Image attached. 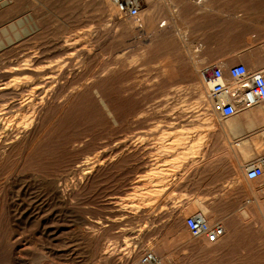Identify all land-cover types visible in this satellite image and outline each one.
Here are the masks:
<instances>
[{
	"label": "rangeland",
	"instance_id": "rangeland-1",
	"mask_svg": "<svg viewBox=\"0 0 264 264\" xmlns=\"http://www.w3.org/2000/svg\"><path fill=\"white\" fill-rule=\"evenodd\" d=\"M141 3L0 0V264H264V133L243 157L251 108L222 118L198 71L211 43L264 58V0ZM203 210L218 242L185 225Z\"/></svg>",
	"mask_w": 264,
	"mask_h": 264
},
{
	"label": "built area",
	"instance_id": "built-area-1",
	"mask_svg": "<svg viewBox=\"0 0 264 264\" xmlns=\"http://www.w3.org/2000/svg\"><path fill=\"white\" fill-rule=\"evenodd\" d=\"M123 16L137 18L141 0H112ZM203 77L209 86V98L213 109L222 117L235 116L246 109L264 104V68L250 70L242 62L227 65L225 62L211 63ZM248 180L264 179V139L258 156L244 165ZM185 225L196 237L204 236L208 242H218L225 235L220 223L211 225L206 216L195 212L186 216ZM156 255L147 251L141 256L142 264H157Z\"/></svg>",
	"mask_w": 264,
	"mask_h": 264
},
{
	"label": "bare ground",
	"instance_id": "bare-ground-1",
	"mask_svg": "<svg viewBox=\"0 0 264 264\" xmlns=\"http://www.w3.org/2000/svg\"><path fill=\"white\" fill-rule=\"evenodd\" d=\"M108 1V5L110 6V7H112L115 11H117L118 9H117V7H116V5L114 4V2L112 1V0H107ZM147 1V0H146ZM149 1V0H148ZM106 2V1H105ZM106 4V3H105ZM142 4V3H141ZM107 6V5H106ZM105 6V7H106ZM164 25H166V21H164V23H160V26H164ZM136 26H138V24L137 23H135L134 22V28H136ZM140 29V28H139ZM20 30H25L24 28H21ZM71 45V44H70ZM165 46H166V49H169V48H171L172 46L171 45H168V44H165ZM195 48V47H194ZM197 50L199 51V48H197ZM193 51H195V49H193ZM199 64L200 63H197L196 65H197V67L199 68ZM195 66V65H194ZM208 66V65H207ZM200 67H201V65H200ZM197 68V69H198ZM248 68L250 69V70H253V69H251V67L250 66H248ZM206 70V67H204V68H202L201 67V69H199L198 71H200L199 73H200V75H201V77L200 78H202L204 81H205V79H204V77H203V73H204V71ZM198 76V75H197ZM198 80V79H197ZM203 83H206V85H207V82L205 81V82H203ZM202 88V87H201ZM198 89V88H197ZM199 90H200V96L201 97H203L204 96V94L205 93H203V89H200L199 88ZM198 93V92H197ZM196 93V94H197ZM198 96H199V94H198ZM201 99V98H200ZM199 99V100H200ZM195 101V100H194ZM202 101V100H201ZM206 109V108H205ZM208 109V108H207ZM206 109V110H207ZM205 110V111H206ZM209 110V109H208ZM210 111V110H209ZM204 113V112H203ZM238 115V114H237ZM236 116V115H235ZM202 117V116H201ZM233 117V116H232ZM208 118V117H207ZM244 118H246V120L249 122V123H252L251 122V120L252 119H254V121L256 120L257 122H264V107L262 106V105H256V106H253L252 108H251V110L249 111V112H247V114H245L244 115ZM241 120H242V118H241ZM241 120H240V122L239 123H241ZM243 121H245V120H243ZM237 122V121H236ZM257 122H255V123H257ZM255 123H253L254 125H255ZM252 125V124H251ZM254 125H252V126H254ZM249 127H251V126H249ZM252 128H255V127H252ZM205 129V128H204ZM199 130V129H198ZM263 130V129H262ZM264 131V130H263ZM259 132V131H258ZM178 134V133H177ZM179 135V134H178ZM242 135V134H241ZM250 135V134H249ZM253 135V134H252ZM258 135V134H257ZM177 136V135H176ZM246 136V135H245ZM245 136H243V137H245ZM263 136V135H262ZM175 137V136H174ZM250 137V136H249ZM258 137V136H257ZM257 137H252L250 140V142L248 141V140H246V139H244V141H243V143L245 144H243V145H241V144H239V152L241 153V155L243 156V157H248L249 155H250V152H251V148H253L252 146H254V147H257L258 145H259V139L257 138ZM260 137V136H259ZM202 136L201 135H198L197 137L195 136L194 138H193V140H192V142H191V144L190 145H188L187 147H186V150L185 151H183V152H181V153H178V154H176L173 158H171L172 160V162H173V164H175L181 157H185L184 155L185 154H188L189 155V153H191V154H193L194 152H196L197 151V149H198V147H199V145H200V142L202 141ZM242 139V138H241ZM232 140V139H231ZM176 141V140H175ZM233 141V140H232ZM240 142V141H239ZM238 143V142H237ZM237 143H234L235 145L237 144ZM170 144V143H169ZM175 144V143H174ZM233 144V145H234ZM236 147V146H235ZM260 147V146H259ZM258 148V147H257ZM237 149V150H238ZM260 149V148H259ZM256 152V151H255ZM181 159H183V158H181ZM247 164V163H246ZM177 165V164H176ZM158 170V169H157ZM159 171H161V170H159ZM155 172H156V170H155ZM158 173V172H157ZM161 174V173H160ZM256 197V196H255ZM200 199H196L192 204H190L189 206H187V209L188 210H192V209H194L196 206H199V204H200V201H199ZM202 200V199H201ZM257 201H258V205H259V207L260 208H262L263 207V205H264V195L261 197V198H259V199H257ZM246 209V208H245ZM193 211V210H192ZM201 212V211H200ZM247 212H248V210H247ZM246 212V210L245 211H243L242 213L244 214V215H246V214H249L250 213V211H249V213H247ZM202 213L206 216V218H207V213L203 210L202 211ZM241 214V213H240ZM243 214H242V216H243ZM249 216V215H248ZM247 217V216H246ZM243 218H245V217H243ZM248 218V217H247Z\"/></svg>",
	"mask_w": 264,
	"mask_h": 264
},
{
	"label": "crops",
	"instance_id": "crops-1",
	"mask_svg": "<svg viewBox=\"0 0 264 264\" xmlns=\"http://www.w3.org/2000/svg\"><path fill=\"white\" fill-rule=\"evenodd\" d=\"M237 16L239 18L242 17V12H239L237 14ZM210 45H211V49H210V53H209V60L210 61H213V62H234V63H238V62H244V61L248 60L246 58V54L244 53V48H234V47H230V46L227 45L226 47L219 49L217 47L216 43H211ZM262 63H264V58L255 57V58H252L250 61H248L247 66H250L251 69H254L257 66H260ZM263 68L264 67H261V68L259 67L258 69H263ZM233 117H235V116H233ZM236 120H238L237 124H233V125H237V126L250 125L251 126L250 130H248V131L246 130L245 132H243L242 135L241 134L238 135L240 138H242V140H241L242 144H244L243 143L244 139H246V140H248L250 142V139L252 137H257L258 136L257 138H259V136L262 133H264V131H263L264 130V122H257L256 120L254 121V119H252L251 122L252 121L253 122L249 123L246 119H243V120H245V121H243V120L238 119V118H235V119L232 118V121H236ZM240 120H241V123H239ZM255 122H257V123H255ZM253 123H255V125ZM251 124L254 125V126H252ZM252 127H255V128H252ZM237 131H239V130H237ZM243 136H245V137H243ZM233 137L235 138V136H233ZM263 139H264V136H263ZM237 142L238 141L236 139H233V141L230 140V143H232V144L237 143ZM236 145L239 146V143H237Z\"/></svg>",
	"mask_w": 264,
	"mask_h": 264
}]
</instances>
